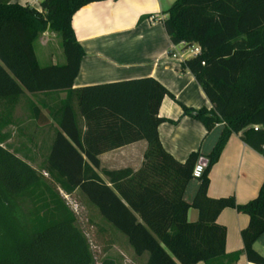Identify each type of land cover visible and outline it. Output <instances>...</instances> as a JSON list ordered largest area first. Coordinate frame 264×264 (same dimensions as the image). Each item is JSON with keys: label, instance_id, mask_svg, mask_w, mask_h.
Instances as JSON below:
<instances>
[{"label": "trees", "instance_id": "trees-1", "mask_svg": "<svg viewBox=\"0 0 264 264\" xmlns=\"http://www.w3.org/2000/svg\"><path fill=\"white\" fill-rule=\"evenodd\" d=\"M99 1L105 0H42L36 9L0 0V264H96L78 217L60 191L84 197L106 230L125 239L139 264H216L226 257V229L217 217L233 208L248 218L240 232L246 261L264 264L253 249L264 235V181L244 204L207 194L211 167L232 134L239 133L264 157V0H174L165 11L162 24L171 43L200 48L181 62V69L193 75L211 104L210 109L181 105L183 115L200 121L207 132L222 124L204 156L207 163L191 202L184 192L203 155L192 152L180 162L163 149L158 126L166 119L158 110L165 96H173L161 84L146 77L73 89L84 51L71 18ZM46 30L60 38L63 64L38 63L34 43ZM58 91L68 98L60 117L53 115L60 130L42 174L17 155L14 143H7L11 131L6 128L14 123L12 113L25 92ZM73 98L84 119L83 133ZM139 140L147 143L139 169L102 170L104 180L96 171L98 155ZM190 207L197 210L194 223L187 221ZM88 223L94 224L90 215ZM238 257L235 253L228 261Z\"/></svg>", "mask_w": 264, "mask_h": 264}, {"label": "crops", "instance_id": "crops-1", "mask_svg": "<svg viewBox=\"0 0 264 264\" xmlns=\"http://www.w3.org/2000/svg\"><path fill=\"white\" fill-rule=\"evenodd\" d=\"M42 0H11L12 3L29 5L39 9ZM174 0H105L93 2L81 7L71 18V27L84 55L79 64L73 89L85 86L118 82L136 78L150 77L161 84L172 96H165L159 105V116L166 119L158 126V136L163 149L177 161H184L190 153L200 152L205 159L214 146L222 124H217L207 132L203 124L183 115L181 105L193 109L211 108V104L193 75L181 69V63L172 59L169 53L171 43L162 20L150 21V16L165 18V11ZM52 34L46 30L38 34L34 43V52L38 60V51L47 54L45 64H63L47 48L53 44ZM66 91L25 92L19 97L12 113V125L7 126L11 136L7 143H14L20 158H25L33 168L44 173L43 163L54 141L56 131L60 130L56 119L61 115V103L67 100ZM34 108L39 110L35 114ZM72 108L78 127L86 130L84 119L79 115L75 98ZM54 115V116H53ZM4 132L6 130H3ZM145 140H139L123 147L98 155L99 168L96 170L104 180L102 170L131 169L136 171L142 164L146 150ZM206 160V159H205ZM207 163V160H206ZM264 181V157L247 146L240 134H232L225 144L218 161L209 172L207 194L212 198L234 197L237 204H244L254 198ZM198 181L189 183L184 199L191 202ZM70 196L78 198L79 204L90 212L98 234L109 239L117 248H122L139 264L125 239L118 233L106 230V226L97 212L86 199L73 192ZM197 210H187V221L197 220ZM217 223L226 229V257L216 264H251L242 253L240 232L247 226L248 218L233 208H225L217 217ZM106 230V231H105ZM254 251L264 258V235L253 245ZM239 253L236 262L228 257ZM204 264V263H198Z\"/></svg>", "mask_w": 264, "mask_h": 264}, {"label": "rangeland", "instance_id": "rangeland-1", "mask_svg": "<svg viewBox=\"0 0 264 264\" xmlns=\"http://www.w3.org/2000/svg\"><path fill=\"white\" fill-rule=\"evenodd\" d=\"M53 37V44L47 48L46 52H51L55 55L56 59L64 60L63 51L60 45V38L57 34L51 30H48ZM38 60L40 64H45L47 61V54L42 55L40 51H38ZM196 179H192L189 183L194 182ZM76 201V204L79 205L78 198L72 197ZM79 216H78V224L82 231L87 236L89 243L91 245L92 251L95 256L96 264H101L104 259H108L114 264H135L132 260V256H130L127 252L121 248H117V246L113 245V243L109 239H105L102 235L98 234V230L95 227V224L89 225L88 216L90 212L85 210L82 206H79ZM97 212V211H96ZM16 216L20 218L21 211L19 208L15 207ZM98 215V213H97ZM100 218V217H99Z\"/></svg>", "mask_w": 264, "mask_h": 264}, {"label": "built area", "instance_id": "built-area-1", "mask_svg": "<svg viewBox=\"0 0 264 264\" xmlns=\"http://www.w3.org/2000/svg\"><path fill=\"white\" fill-rule=\"evenodd\" d=\"M149 20L150 21H156V20L160 21V20H163V18L162 17L157 18L155 16H150ZM199 53H200L199 46H197V45L184 46V44L181 43L179 45H173L172 46V49L169 53V56L172 59H175L176 61L181 63L184 59L189 58V57H193ZM203 167H204L203 165L197 163L193 168L192 177L195 179H198L203 172ZM60 193H61L62 197L65 199L66 203L69 205V207L73 210L75 215L78 217L79 216V210H80L79 205L76 204V201L74 199H72L69 194H65L62 191H60Z\"/></svg>", "mask_w": 264, "mask_h": 264}, {"label": "water", "instance_id": "water-1", "mask_svg": "<svg viewBox=\"0 0 264 264\" xmlns=\"http://www.w3.org/2000/svg\"><path fill=\"white\" fill-rule=\"evenodd\" d=\"M199 163H201V165L205 166L206 165V160L202 159V161H200Z\"/></svg>", "mask_w": 264, "mask_h": 264}]
</instances>
